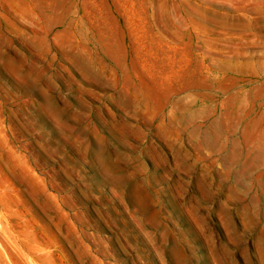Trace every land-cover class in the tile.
<instances>
[{
    "label": "rangeland",
    "instance_id": "1",
    "mask_svg": "<svg viewBox=\"0 0 264 264\" xmlns=\"http://www.w3.org/2000/svg\"><path fill=\"white\" fill-rule=\"evenodd\" d=\"M0 264H264V0H0Z\"/></svg>",
    "mask_w": 264,
    "mask_h": 264
},
{
    "label": "bare ground",
    "instance_id": "2",
    "mask_svg": "<svg viewBox=\"0 0 264 264\" xmlns=\"http://www.w3.org/2000/svg\"><path fill=\"white\" fill-rule=\"evenodd\" d=\"M9 229V228H8ZM5 238V237H4ZM28 244V243H27ZM29 248V247H28ZM31 249V248H30Z\"/></svg>",
    "mask_w": 264,
    "mask_h": 264
}]
</instances>
